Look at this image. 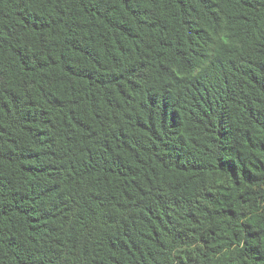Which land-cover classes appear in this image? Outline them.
<instances>
[{"label": "trees", "instance_id": "obj_1", "mask_svg": "<svg viewBox=\"0 0 264 264\" xmlns=\"http://www.w3.org/2000/svg\"><path fill=\"white\" fill-rule=\"evenodd\" d=\"M0 264H264V0H0Z\"/></svg>", "mask_w": 264, "mask_h": 264}]
</instances>
